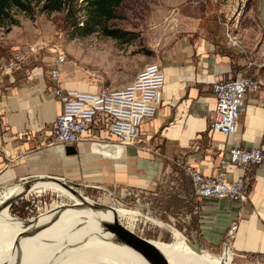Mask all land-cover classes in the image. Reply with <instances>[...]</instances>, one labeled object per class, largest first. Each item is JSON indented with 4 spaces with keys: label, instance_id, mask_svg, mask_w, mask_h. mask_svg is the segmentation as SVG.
<instances>
[{
    "label": "crops",
    "instance_id": "obj_1",
    "mask_svg": "<svg viewBox=\"0 0 264 264\" xmlns=\"http://www.w3.org/2000/svg\"><path fill=\"white\" fill-rule=\"evenodd\" d=\"M203 1L174 3L192 4L204 25L180 12V21L193 22L191 29L179 36L176 24L174 32L163 33L166 40L157 63L164 68L167 81L155 118L144 125L150 151L122 146L108 126L97 124L75 145L46 147L62 111L50 80L56 60L50 48L31 58L17 73L14 85L6 82L0 88V198L25 181L56 177L83 186V192H101L116 203L122 200L128 208L135 206V215L159 227L153 242L187 238L217 256L229 231L237 226L232 241L236 254L264 260V163L250 171L223 166L232 148H264V70L249 71L260 88L248 93L237 134H209L216 106L214 84L224 74L248 69L249 48L255 39L243 49L226 42L222 22L228 18L236 24L242 22L239 0L235 2L237 7L217 2L218 7L214 4L213 11L204 10L200 17L198 6L202 8ZM243 7H247V19L260 27L263 37L264 5L258 0H245ZM247 25L241 27L244 44L250 38ZM16 48H11V53ZM82 77L80 69L65 64L61 85L67 90L94 92ZM197 145L199 151L195 150ZM216 167H222L231 179H249L245 206L194 195L190 168L211 176Z\"/></svg>",
    "mask_w": 264,
    "mask_h": 264
},
{
    "label": "rangeland",
    "instance_id": "obj_2",
    "mask_svg": "<svg viewBox=\"0 0 264 264\" xmlns=\"http://www.w3.org/2000/svg\"><path fill=\"white\" fill-rule=\"evenodd\" d=\"M22 1L27 8L13 7L11 21L5 24L0 23V66L8 59L13 47L26 48L34 45L39 50L41 49V52L50 48L52 54H55V48L58 47L66 56V64L72 68L80 69L83 73L82 82L94 87V92L102 88L122 89L132 84L149 64L157 63L162 43L166 40L163 33L169 34L177 28V34L180 36L191 29L190 26L193 22L187 24L183 19L180 21V12L192 17L199 24H205L196 14V11L192 9V4L179 3L180 5L176 6L178 4L174 3L175 0H125L122 6L116 10L115 18L103 22L99 27L94 26L87 5L82 0H78L70 6H66L63 11L55 13L45 12L43 6L46 0ZM217 2L218 4L221 2L231 5L228 0H214L215 4ZM246 8L241 5L243 11L241 23L236 24L232 20L231 34L241 41L243 47L244 45L248 47L247 43H250L251 46L255 39V44L249 48L251 51L249 53L256 54L262 36L260 37V27L247 19ZM198 9L201 17L204 10L199 6ZM244 19L246 21H243ZM12 20L16 23H12ZM247 22L248 25L245 30L250 38L244 44L241 27ZM88 23L90 28L94 29L91 33L85 31ZM176 24L178 25L176 26ZM103 27L107 30H121L127 36L122 40L116 39L105 34ZM250 28H254V30ZM226 42L228 44L227 38ZM163 57L166 60L168 55ZM149 121L147 120L146 123ZM79 192L95 204L105 207L119 206L121 210L130 213L119 217L121 224L141 237L149 238L150 241L156 240V228L159 227L145 217L135 215L133 213L137 212L135 206L128 208L126 204L122 203V200L116 203L108 195L101 192H83L82 189ZM11 193L4 194L0 198V203L8 198ZM23 202L27 204L26 207H22ZM18 203L26 218L13 214L12 209L11 214L19 219L33 220L62 206L76 204V201L64 192L51 188H41L19 200ZM155 243L177 249L187 247L183 243V238L175 242ZM201 251L210 258L208 260L229 261L228 258L222 260V251L217 256ZM230 264H264V260L237 256L232 258Z\"/></svg>",
    "mask_w": 264,
    "mask_h": 264
},
{
    "label": "built area",
    "instance_id": "obj_3",
    "mask_svg": "<svg viewBox=\"0 0 264 264\" xmlns=\"http://www.w3.org/2000/svg\"><path fill=\"white\" fill-rule=\"evenodd\" d=\"M83 1V0H82ZM237 0H228L231 6L237 7ZM239 7H243L245 0H239ZM264 5V0H258ZM202 6L205 11H213L214 0H204ZM231 19L222 22L228 44L232 48L243 49L241 41L231 34L233 28ZM256 54H250L248 69L237 73L224 74L215 82L213 92L216 106L209 124V134L221 133L234 136L240 126L241 113L245 106L249 92L258 91L260 82L249 75L252 68L264 70V36L259 42ZM41 49L28 46L27 48L14 49L9 58L0 66V88L6 82L10 85L16 83V75L35 55L38 57ZM56 60L50 71V80L53 92L62 104L54 127L46 141L47 148L65 147L75 145L85 139L91 128L97 124L108 126L110 134L119 144L125 147L145 149L144 125L147 120L155 118L163 98L166 86V73L159 63H154L145 68L136 80L122 88H102L92 93L76 90H67L62 87L61 79L66 56L61 48H55ZM91 141L98 142L95 138ZM196 151L200 148L197 145ZM264 163V148L251 149L232 148L229 159L223 161L224 167H238L243 171ZM192 190L200 199L227 200L245 206L249 201V179L241 177L231 179L229 174L221 167L214 168L213 175L205 176L195 168H190ZM238 227L233 226L229 231L223 246L222 260L238 255L232 248V241L236 237ZM240 257V256H238Z\"/></svg>",
    "mask_w": 264,
    "mask_h": 264
},
{
    "label": "bare ground",
    "instance_id": "obj_4",
    "mask_svg": "<svg viewBox=\"0 0 264 264\" xmlns=\"http://www.w3.org/2000/svg\"><path fill=\"white\" fill-rule=\"evenodd\" d=\"M41 188L61 191L76 199L54 183L39 182L36 189ZM75 201L80 204L79 200ZM117 213L119 217L130 214L121 209ZM114 218L115 214L108 210L49 212L36 219L41 229L35 230L5 208L0 212V264H150L110 233L108 226L114 223ZM32 231L29 237L18 238ZM157 246L171 264H230L232 261L228 256V262L201 260L185 246L179 249Z\"/></svg>",
    "mask_w": 264,
    "mask_h": 264
},
{
    "label": "water",
    "instance_id": "obj_5",
    "mask_svg": "<svg viewBox=\"0 0 264 264\" xmlns=\"http://www.w3.org/2000/svg\"><path fill=\"white\" fill-rule=\"evenodd\" d=\"M39 182L54 183L58 187H60V189H62L63 191H66L67 193L75 197L80 202V204L76 203V204L69 205V206H62L58 209L53 210L52 211L53 213L54 212L64 213L72 209H89V210H93L96 212L105 211V210L111 211L115 214V218H114V223L109 225L108 228L110 229V233L113 236H115L121 242L127 244L131 249H133L135 252H137L142 257H144L150 264H171L167 256L159 249V247L157 246L155 242L147 240L137 235L135 232L131 231L126 226L120 223L119 216L117 213V209H120L119 206L115 205L113 207H105V206L95 204L92 201L91 203L87 200L86 197H84L79 192L83 188V186L79 184L66 182L65 180L60 179V178L41 176V177L33 178L29 181H25L21 183L19 186L15 188V190L10 194V196L5 199V201L0 203V212L3 209L8 208L11 214V209L13 205L18 203L19 200L23 199L24 197H27L33 191L37 190L36 188ZM21 189H24L23 193L17 194L16 196H14ZM21 220L24 222H28L30 227H33L32 229H35V230L41 229L39 228L40 226L38 222H36V219H33V220L21 219ZM34 231L30 233H25L22 236H19L18 238H20V240L23 238H27ZM183 241L187 245V247L190 249V251L196 254L197 258L201 260L208 259V256L205 253H203L193 242H191L187 238H183Z\"/></svg>",
    "mask_w": 264,
    "mask_h": 264
},
{
    "label": "trees",
    "instance_id": "obj_6",
    "mask_svg": "<svg viewBox=\"0 0 264 264\" xmlns=\"http://www.w3.org/2000/svg\"><path fill=\"white\" fill-rule=\"evenodd\" d=\"M78 0H46L43 6L45 12L55 13L61 12L65 9L66 6H70ZM125 0H83L88 8V13L90 15L91 21L94 23L95 27H99L103 22L112 20L115 18V12L119 9ZM27 8L22 0H0V23H8L11 21V10L13 7ZM13 21V20H12ZM12 23H16L13 21ZM86 33H91L94 31L93 28H90L89 23L85 29ZM103 31L108 36H112L116 39H123L127 34L121 30H107L103 27ZM27 204L23 202L22 207H26ZM20 204L17 203L12 207V213L18 215L21 218H26L22 212ZM147 240L149 238L143 237Z\"/></svg>",
    "mask_w": 264,
    "mask_h": 264
}]
</instances>
